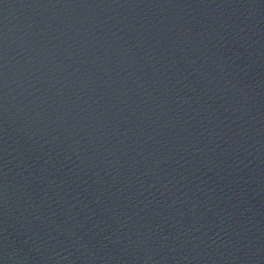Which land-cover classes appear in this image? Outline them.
I'll list each match as a JSON object with an SVG mask.
<instances>
[{
  "label": "water",
  "instance_id": "1",
  "mask_svg": "<svg viewBox=\"0 0 264 264\" xmlns=\"http://www.w3.org/2000/svg\"><path fill=\"white\" fill-rule=\"evenodd\" d=\"M0 264H264V0H0Z\"/></svg>",
  "mask_w": 264,
  "mask_h": 264
}]
</instances>
